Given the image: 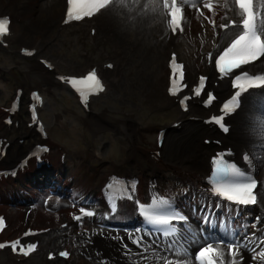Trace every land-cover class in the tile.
Here are the masks:
<instances>
[{"label":"bare ground","instance_id":"obj_1","mask_svg":"<svg viewBox=\"0 0 264 264\" xmlns=\"http://www.w3.org/2000/svg\"><path fill=\"white\" fill-rule=\"evenodd\" d=\"M37 1L39 2V0ZM46 1L48 0H45L44 2ZM138 1L141 2L143 0ZM155 1L156 4L153 3L150 11L147 12L146 18L149 20L147 25L157 22V27H159L161 31L160 45H158V43L151 44V50L155 53L151 63L155 62V64H158L162 54L165 58L169 54V49H167L168 47L166 48V45L172 44L178 38L172 39L170 38L169 34H166L165 25L167 24V18L164 14L163 0L162 4H160L159 0ZM61 3L60 1H57L54 8L60 6ZM41 4L42 3H38L37 6L33 4V6L41 7ZM131 4L132 3H127L124 7H122L124 13L126 14L127 12L128 14L126 19L128 21V26H130L135 19H146L142 18L144 13L140 15L133 13L140 7L138 5L140 3ZM48 8H52V6H49ZM203 11L204 14L209 16V13L206 12L208 11L206 2H201L196 10L194 7H191L189 12H187V17H193L194 15L200 17ZM224 14L230 15L231 13L226 12ZM114 23L118 26H122L116 21ZM53 24L54 22L51 25ZM99 26L101 32L105 34L109 33V24L107 21L101 19L99 21ZM38 28L40 29V27ZM215 30H217V28ZM234 32L235 29H231L225 32L223 35L215 37L214 45L220 43V47L223 46L230 35ZM191 33L192 38L194 39L192 42L194 43L198 33L196 31V27H192ZM125 36H127V34H125ZM140 54L141 51H137V55L139 56ZM131 56L135 57V51L131 53ZM197 62L198 67L201 69L200 71H208L205 60L199 58L197 59ZM197 71V68L191 69L190 73L195 74ZM34 73H38V75L41 77L46 76V74L37 66L25 71V74L29 78H31V75ZM166 78L167 76L162 72H159L155 79H153V73L147 74L143 90V95L145 96L144 99L153 102L154 100L161 99L162 96L164 97L163 91L166 85ZM101 120V124L104 125V129H106L107 126L104 122V118L101 117ZM123 123L128 127V131L126 132L128 136L126 142L127 145L130 147V149H135L136 152H139L138 155H141L142 160L137 156L134 157V155L131 156L130 154H126L123 158V161L113 162L110 169H108V172L107 169H102L99 175H85V177L78 179V181H76L77 179H72L75 180L74 182L72 180H67L65 183L58 181L60 187L59 189H54L51 187L55 191H58L59 197H56V199H53L48 195V185H45V187L41 188V192L43 194L45 193L47 196L43 202L41 201L42 203H39L41 204L39 207L33 208L31 206L29 208L22 206L21 208H17L15 205H13L11 208H8L9 212L11 213V218L15 220L14 227L16 228L20 226V224L23 226L24 223L31 222L36 211L40 214V219L54 222L58 219L57 215L63 217V215L69 211L68 206L71 205V203L78 204L80 200H82L88 194L93 195L92 203L98 204L99 202L95 201L94 199L97 189L99 190L103 180L109 173L115 169H120L124 166V163H127L133 172H137L139 169L140 174L144 179H147L151 176H159L163 182L168 181L169 178L173 179L178 186L184 187L183 191H181L183 196H185L186 191H188V193H192V189H195L201 184V177L205 172L201 161V153L205 151V148H203L199 143V137L205 133V130L202 129L201 126H193L191 131H187V133L183 134L182 136L180 134L172 136V139L168 145V149L165 152L164 161L160 166H158L147 159V148H144L142 145L138 146V144H140L139 138L142 137V129L135 124L133 116L128 115ZM123 123L121 124L122 126ZM101 124H90L89 128L92 129L93 126H100ZM236 126L242 133L245 134V138L240 143L242 147L249 146L253 147L254 149L264 151V124L261 123V120L257 114L254 113L252 105L248 106L247 112H244V114L237 118ZM104 129L102 128L100 130ZM98 134L100 133H97V135ZM25 150L26 148L23 151H12L8 161H16L23 155L22 152ZM166 173H170V176H168ZM169 184L170 187L176 186L174 183ZM190 200H193V198H190ZM14 202L6 198H1L0 206H7V204H13ZM18 214L22 216V221H20V223H18ZM260 225V223L249 225L248 230L252 231L248 232L247 234L241 233V235H238L235 239V243H241L242 247H247L246 250L248 259L246 264H264V261L259 260L258 255L259 252L263 250L256 249L254 246H252L256 236H258L261 232ZM66 231L64 234L55 235L51 241H55L59 244L64 241L70 242L75 252H77L79 256H82L81 259H76V261L80 262L82 260V262L85 264H146L143 258L139 257L135 252L129 241V234L126 232L90 227L85 231H78V233L74 236V234L71 235L70 233H66ZM83 236L90 237V246L87 247V249H84L83 244L80 243L83 241ZM229 243L233 242L228 241L219 246L218 250L223 252V256L218 258L220 264H230L232 260V256L230 255L228 248L225 246ZM206 244V241H198L194 238L190 242V246L184 245L177 249L168 250L167 253L163 255L160 264L167 263L168 260H172L173 264H199V262L195 260V257L199 250ZM213 247H217V243H213ZM93 251H95V253ZM176 253H179V255H176ZM253 255L257 257L255 261L252 259ZM8 262L10 263L11 260L8 259Z\"/></svg>","mask_w":264,"mask_h":264},{"label":"rangeland","instance_id":"obj_2","mask_svg":"<svg viewBox=\"0 0 264 264\" xmlns=\"http://www.w3.org/2000/svg\"><path fill=\"white\" fill-rule=\"evenodd\" d=\"M44 1L45 0H39V2L37 0H0V13L8 12L15 14L32 11L37 12L36 22H31V26H21L23 30L25 29L24 34L27 42L34 43L40 39L42 43L48 45L46 51L48 54L54 56L60 54L62 56H67L74 61L79 60V54L81 53L80 49L84 43L81 41V35L78 30L65 31L61 38L55 41L58 37L56 34V24L62 17L64 9L63 3H61V0ZM57 1H60L61 5L54 8ZM125 1H120L116 4L115 7L110 10L111 13L109 15V21L111 23L116 21L118 24L122 25L118 26L116 24L118 27L113 33H115L116 36L118 34V37L122 42L121 45L125 51L127 50V47H130L129 45H133L135 47V57L131 58V64L123 75L124 78L122 82H120L117 86H114L110 94L105 99L98 101L96 107L97 115L92 118L85 117L66 92H63L57 101L51 103L45 112V116L49 123H51L54 115L62 116L65 122L63 129H55V134L71 149L68 173L74 175V179H77L76 181L83 178L82 174L84 171L81 169L80 163L84 158V142H88L92 146L98 145L100 141H97V138H95L97 133H102L100 134L101 143H105L106 150L103 160L96 161L95 165L100 168H108L110 161L113 160L121 162L126 154V143L123 141L124 137H122L119 133L118 135L114 134L115 126L119 125V128L121 129V122L126 118V115H133L138 122L139 128L143 130L142 137H140V143L144 146L152 148L155 146L156 129L166 122L171 121L176 114H173L171 109L164 108L163 100H155L151 102L150 100H145V96L143 95L145 85L144 82L147 74L153 73L154 77L155 72L158 71V67L163 59L162 57L158 64H155V62L151 63V60L155 55V53L151 50V44L158 43V45H160L161 31L159 27H157V22L147 25L149 20L146 17L147 12L150 11L153 3L156 4V1ZM159 1L161 4V0ZM196 1L197 0H192L187 4V7L188 5H193L196 8L198 6ZM38 3H42L41 7L33 6V4L37 6ZM127 3H141V5H139L140 7L133 13H137L138 15L144 13L142 18L146 19H135L133 20V23L128 26V21L126 20L128 14L127 12L125 14L122 10V7H124ZM49 6H52V8H48ZM207 16V14L204 17L203 15L200 17L194 15L193 18H189L187 22L186 35L177 40V49L181 51L183 58L187 61L189 66L192 63L194 56L201 54V52H204L205 49L210 46L212 31L209 29ZM51 22H54V24L51 25ZM38 27H40V29ZM192 27H196V31L198 32L196 37L201 36L200 41L197 44L192 42L194 40L191 33ZM165 32L168 34L166 29ZM125 34H127V36H125ZM138 48L139 51H141L139 56L137 55ZM201 56H203V54ZM12 62L13 65L19 66L17 70L22 81H26L27 83H35L39 81L37 77L32 81H28V77L24 72L32 66V63H23L18 59H13ZM6 64H10V62L6 61ZM13 88L14 85H12L11 80L0 75V104L9 100ZM101 117H104V122L108 128L104 129V125L101 124ZM99 123L101 125L93 126V130L89 128L90 124ZM192 126L193 125H190L188 130ZM102 128L104 130H100ZM4 196L8 199L11 198L8 195ZM11 205L12 203L7 204V206H0V212H6L10 217L11 214L8 208H10ZM70 211L71 210L67 211L63 217L57 215L58 219L54 222L40 219V214L36 211L31 224L35 226H56L61 221H67L70 219L72 214ZM21 217L22 216L18 214V223L22 221ZM91 226L95 225L92 224ZM76 229L77 228H72L70 231L73 232ZM19 230L20 229H18L15 234H17ZM53 234H55V232H53ZM50 238L51 237L47 238L45 241H48ZM80 243L85 246L90 245L89 242L85 241ZM56 246L60 245L57 243ZM28 264L47 263L43 258H38L32 260ZM59 264H62V262H59Z\"/></svg>","mask_w":264,"mask_h":264},{"label":"snow or ice","instance_id":"obj_3","mask_svg":"<svg viewBox=\"0 0 264 264\" xmlns=\"http://www.w3.org/2000/svg\"><path fill=\"white\" fill-rule=\"evenodd\" d=\"M236 3L243 14L242 20V32L237 35L231 43L223 49V51L218 55V58L215 60V67L222 75L226 76L228 73L232 72L235 69L240 68L242 65H247L251 62L258 60L261 56H264V38H262V33H264V22L257 23V17L259 13L254 11V0H236ZM109 4V0H69V11L68 16L73 19H81L83 16H90L94 12L104 9L106 5ZM75 6V8L71 7ZM164 7L169 9L168 15L170 16V27L173 32L179 27L180 31L183 32L182 26V8L177 6V0H171V5H169L168 0H164ZM210 7V6H209ZM202 14V13H201ZM67 22V20L65 21ZM8 23L7 18L0 19V37H3L8 32ZM234 23V22H233ZM227 27V26H225ZM211 55V54H210ZM173 72H175L176 61L175 56L172 58ZM182 76V71H181ZM244 78L247 79L249 86H255L260 84L264 86V76H256L255 78H249L247 73L244 74ZM240 76L235 78L234 87L240 89L237 91L227 103L223 104L222 112L225 114H230L233 109L238 104V97L241 95V92L244 90L243 86L240 84ZM75 84H87L89 92H102L103 86L101 81L97 78L96 74L90 73L87 76L86 81H72ZM201 85L205 83L204 79L201 78ZM173 84H175V78L173 79ZM172 94H175V88L172 89ZM197 96L201 94V90L196 89ZM212 97L209 96L208 100L211 102ZM86 103V101H84ZM184 103V100L181 101ZM214 122L221 127L223 125V116L219 118H214ZM227 131V128H224ZM219 165L221 161H214ZM217 173L221 175H236L242 176L243 173L240 172L235 167H230L226 169L217 168ZM257 188V183L255 181L247 183H230L228 186L223 188H217V194L222 198L233 202L237 205L248 206L254 205L257 203V196L255 194V189ZM80 211L87 216H92V212H85L83 208ZM148 221L152 225H169L172 223L173 217L168 215H157V214H148L145 213ZM77 220H80V216L75 217ZM185 218L179 216L177 222L183 221ZM259 219V218H258ZM207 220V216H205ZM143 228V226H142ZM141 229H136L133 231L139 232ZM147 231V229H144ZM254 235V234H253ZM134 243H137L138 246H142L141 240H133ZM264 243V240L261 241ZM217 247H213V243L209 242L204 247H202L198 254L195 257V260L199 264H215L214 258H220L223 256V252L219 251V246L224 244L223 241H218ZM232 260L230 264H237L236 257H240V264H243V256L240 253L242 247L241 243H229L225 245ZM3 247V245H0ZM13 250L15 251L16 245H13ZM23 254L27 255V251H24ZM61 255H67L66 253H61ZM179 255V253H176ZM259 260L264 261V251L259 252ZM253 261L257 259L255 255L252 257ZM167 264H173L172 260H168Z\"/></svg>","mask_w":264,"mask_h":264}]
</instances>
